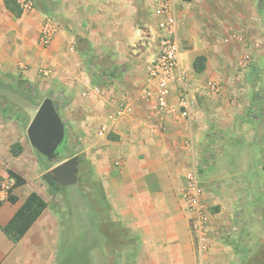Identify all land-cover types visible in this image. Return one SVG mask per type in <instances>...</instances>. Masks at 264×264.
Returning a JSON list of instances; mask_svg holds the SVG:
<instances>
[{
  "label": "crops",
  "instance_id": "crops-1",
  "mask_svg": "<svg viewBox=\"0 0 264 264\" xmlns=\"http://www.w3.org/2000/svg\"><path fill=\"white\" fill-rule=\"evenodd\" d=\"M5 1L0 0V71L21 69L30 82L51 88L49 98L66 129L74 123L85 134L81 153L91 160L102 203H91L87 189L55 191L16 168V179L0 168V178L14 183L0 205V264H264V144H250L254 153L242 151L239 168L235 156L227 155L221 179L208 173L203 199L210 216L208 247L201 254L194 248L183 200L187 175L198 174L200 147L208 144L210 154L216 128L231 131L237 116L221 105L227 103L224 94H206L205 86L214 81L204 75L208 64L197 73L194 61L204 55L187 51H181L180 67L190 77V116H180L178 84L169 98L171 111L153 109L144 93L146 68L159 48L151 0H54L52 12L38 7L20 18ZM182 4L176 0L177 12ZM47 21L56 32L43 46ZM61 100L78 109V122L72 109L62 113ZM120 110L126 115L113 121ZM242 116L249 118L248 111ZM103 123L113 126L106 137L98 135ZM211 161L216 158L208 157ZM32 193L46 208L14 243L2 228ZM103 229H111V241ZM108 244L111 253L103 251Z\"/></svg>",
  "mask_w": 264,
  "mask_h": 264
},
{
  "label": "rangeland",
  "instance_id": "rangeland-1",
  "mask_svg": "<svg viewBox=\"0 0 264 264\" xmlns=\"http://www.w3.org/2000/svg\"><path fill=\"white\" fill-rule=\"evenodd\" d=\"M183 1L185 4H182L177 12L181 51L199 53L207 57L206 68L207 64L209 68L204 75L219 83V94H224L227 100V103L222 101L221 105L237 116V125L231 131L229 128L228 131L216 128L211 135L210 141L216 144L210 149V154L205 147L208 144L200 147L198 174L203 180L201 185L205 189L204 199L206 188L209 187L208 173L221 179L223 162L227 155L235 156L234 163L239 168L238 157L242 151L248 148V151L254 153L255 150L250 144H264V63L259 61L260 56L256 57L259 53L264 58V0ZM55 2L37 0L36 8L47 5L52 9ZM51 94V88L46 82H30L23 76L21 69L15 74L0 71V168L6 170L11 177L13 174L18 176L13 171V168H16L33 183H45L42 174L49 173L58 164L78 156L79 182L75 186L83 191L87 189L91 203L97 202L100 205L102 198L99 189L94 185L93 173L88 163L90 159L86 153H81L84 149L82 139L85 134L81 133L74 123L67 124V142L53 159L40 154L28 138L29 124L42 101ZM59 103L63 114L66 109H72L77 115L78 109H75L73 104L64 100ZM246 110L249 118L242 116ZM75 119L78 122L80 116H75ZM67 120L70 121L68 118ZM14 144L23 147L19 156L11 153V146ZM208 157L216 158V162L211 161L212 164H208ZM208 209L213 212L215 206ZM105 230L102 231L105 236L108 234L107 239L110 240L111 229ZM95 246H91L93 250L96 249ZM111 249L109 244L103 246L104 252L108 250L111 253Z\"/></svg>",
  "mask_w": 264,
  "mask_h": 264
},
{
  "label": "built area",
  "instance_id": "built-area-1",
  "mask_svg": "<svg viewBox=\"0 0 264 264\" xmlns=\"http://www.w3.org/2000/svg\"><path fill=\"white\" fill-rule=\"evenodd\" d=\"M23 12L32 11L36 8L37 0H15ZM152 11L157 18V39L159 48L157 57L149 62L146 68L147 85L144 89L145 97L153 105L154 110L171 111L169 98L175 84L182 94L180 116H190V77L180 67L181 46L178 40V18L176 0H151ZM55 29L50 21H47L41 33V44L49 46L55 36ZM246 66V65H245ZM43 76L49 75V70H42ZM206 94L216 95L221 92L217 81H211L206 86ZM126 110H120L113 121L124 117ZM112 121V117H110ZM113 129L108 123L100 126L98 135L106 137ZM189 147L188 145L185 146ZM188 186L184 191V201L187 204L189 220L193 235V244L196 251L201 254L207 250L209 241L210 216L203 205L204 188L201 185L196 172L187 175ZM14 183L10 177L0 178V205L10 197Z\"/></svg>",
  "mask_w": 264,
  "mask_h": 264
},
{
  "label": "water",
  "instance_id": "water-1",
  "mask_svg": "<svg viewBox=\"0 0 264 264\" xmlns=\"http://www.w3.org/2000/svg\"><path fill=\"white\" fill-rule=\"evenodd\" d=\"M27 135L36 150L48 159L57 156L60 148L67 142V129L56 103L45 98L38 107ZM79 157L74 156L51 169L49 173L62 186L69 187L78 182Z\"/></svg>",
  "mask_w": 264,
  "mask_h": 264
},
{
  "label": "trees",
  "instance_id": "trees-1",
  "mask_svg": "<svg viewBox=\"0 0 264 264\" xmlns=\"http://www.w3.org/2000/svg\"><path fill=\"white\" fill-rule=\"evenodd\" d=\"M6 8L13 13L17 18H20L23 14L22 9L19 7L15 0H6ZM45 13L52 11L47 5L39 6ZM206 57L199 56L195 59L193 68L197 73H203L206 69ZM23 152V147L20 144H14L11 146V153L14 156H19ZM11 176V175H10ZM16 179L17 176L13 174ZM20 178V177H19ZM44 180L48 183L52 190L58 191L62 189L61 185L53 178L50 173L43 175ZM46 208V203L41 197L32 193L25 203L15 213L11 221L2 228L3 232L14 242L18 243L31 226L37 221Z\"/></svg>",
  "mask_w": 264,
  "mask_h": 264
}]
</instances>
